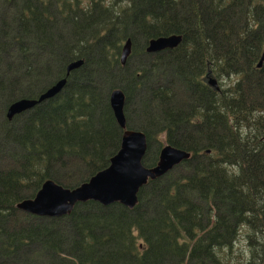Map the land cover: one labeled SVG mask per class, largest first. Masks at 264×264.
Masks as SVG:
<instances>
[{"label": "trees", "instance_id": "16d2710c", "mask_svg": "<svg viewBox=\"0 0 264 264\" xmlns=\"http://www.w3.org/2000/svg\"><path fill=\"white\" fill-rule=\"evenodd\" d=\"M171 34L181 35L176 48L145 52ZM263 52L259 0H0V264L39 256L29 241L6 245L34 226L76 242L78 264H264V143L251 140L264 135ZM207 69L231 80L222 94L200 82ZM63 78L57 95L6 119L12 102ZM114 89L125 95L127 128L145 134L144 167L157 163L162 141L190 159L148 181L132 209L87 201L59 218L16 210L46 180L73 189L108 166L122 133ZM213 107L252 112L237 133Z\"/></svg>", "mask_w": 264, "mask_h": 264}, {"label": "water", "instance_id": "95a60500", "mask_svg": "<svg viewBox=\"0 0 264 264\" xmlns=\"http://www.w3.org/2000/svg\"><path fill=\"white\" fill-rule=\"evenodd\" d=\"M181 42V35L171 34L159 36L148 41L146 53L153 54L163 50L176 48ZM130 53V40L127 39L121 49L120 63L123 65ZM264 55L258 60L259 68ZM81 60L72 61L65 68V75L78 69ZM65 78L49 87L37 99H20L12 102L6 109V119L27 111L36 104L57 95L63 88ZM215 79L209 83L215 86ZM217 88V87H216ZM124 102L123 93L114 89L109 95V105L114 118L124 129L125 122L122 114ZM146 142L143 133L138 131H124L118 151L110 158L105 169L92 175L87 181L73 189L63 188L50 180L42 183L39 190L30 199L17 202L16 210L40 218H59L70 213L77 203L87 201L97 202L102 206L118 203L132 209L137 204V194L148 181H154L166 175L183 161L190 159V153L175 147L163 146L160 149L157 163L152 167H144L141 163L145 154Z\"/></svg>", "mask_w": 264, "mask_h": 264}, {"label": "rangeland", "instance_id": "374dc122", "mask_svg": "<svg viewBox=\"0 0 264 264\" xmlns=\"http://www.w3.org/2000/svg\"><path fill=\"white\" fill-rule=\"evenodd\" d=\"M194 184L197 187V184ZM199 189L201 192L204 190L200 184L198 185V192ZM186 222H188V218H184L182 223L185 224ZM47 230L48 235L46 236L45 230L41 227L34 226L21 229L19 232L11 234L6 245L17 248L22 244L20 240H23L25 243L29 241L31 245L41 247L42 250L38 257L34 255L26 257L25 260L29 264H78L82 258V254L77 248L78 245H76V242L71 241V243L67 244L60 243V239L50 233V227ZM240 239L244 240V237L240 235L238 240ZM244 244L245 242L238 243V247L241 246L240 251L242 252L244 251Z\"/></svg>", "mask_w": 264, "mask_h": 264}, {"label": "flooded vegetation", "instance_id": "af4514ba", "mask_svg": "<svg viewBox=\"0 0 264 264\" xmlns=\"http://www.w3.org/2000/svg\"><path fill=\"white\" fill-rule=\"evenodd\" d=\"M263 26H264V0H259V29H263ZM131 46V45H130ZM147 47V46H146ZM146 49V48H145ZM146 52V51H145ZM264 53V52H263ZM130 54V53H129ZM128 58V57H127ZM261 58V57H260ZM127 60V59H126ZM126 62V61H125ZM121 64V63H120ZM125 64V63H124ZM123 64V65H124ZM122 65V64H121ZM122 65V66H123ZM264 66V59H263V61H262V63H261V65H260V67L259 68H257V69H261L262 67ZM209 79H215V86L214 85H211L210 83H209ZM201 81H203V83H205V84H207L210 88H212V90H213V92L214 93H216V94H222L223 92V89H225L226 87H228L232 82H231V80H225V81H221V80H219V79H217L212 73H211V71L209 70V69H207L206 71H205V73L203 74V76L200 78V82ZM261 86V84H259V87ZM217 87V88H216ZM260 89V88H259ZM257 95L258 96H261V95H264V93L263 92H261V91H258L257 92ZM123 96H124V102H123V106H122V114H123V118H124V122H125V127H124V129H120V127H119V129L121 130V132L123 133L124 131H138V130H132V129H128L127 128V126H126V118H125V111H124V109H125V95H124V93H123ZM257 104H259V100L257 101ZM216 110H218L219 111V115L216 113ZM212 111H213V115L215 116V117H217V118H219V119H221L222 120V122H223V125L227 128V127H232V129L234 130V131H236L237 133H241L242 131H243V129H242V127H241V122H243L245 119H246V117H247V114H251V112H252V109L250 110V109H248V108H245L244 109V112H243V115H233V116H231V115H228V114H224V115H221V114H223L224 112H225V109H222V108H215V107H213L212 108ZM259 114H264V107H263V109H261V110H259ZM210 115H211V113H210ZM118 125V124H117ZM138 132H141V131H138ZM122 133H121V137H122ZM141 133H143V132H141ZM143 135L145 136V134L143 133ZM253 142H256V143H258L259 144V142H263L264 143V135H261V136H259L258 135V137L257 138H255V139H251ZM121 142V141H120ZM145 142H146V137H145ZM146 146H147V144H146ZM163 146H171V147H174V146H172L168 141H162V145H161V148L163 147ZM160 148V149H161ZM176 148V147H175ZM179 149V148H178ZM181 150H183V149H181ZM146 151V150H145ZM185 151V150H184ZM207 152H206V154H209V153H213V155H209L208 157H209V159H211V160H216V159H219L220 158V156L219 155H216V154H214V152H213V150H211V149H208V150H206ZM188 152V151H187ZM190 153V157L192 156V153L191 152H189ZM258 158H261V159H264V154H260L259 155V157ZM262 161H264V160H262ZM261 175H263L264 176V171H262L261 172ZM53 182V181H52ZM55 183V182H54ZM55 184H57V183H55ZM57 185H59V184H57ZM59 186H61V187H63L62 185H59ZM64 188V187H63ZM37 218H40V217H37Z\"/></svg>", "mask_w": 264, "mask_h": 264}, {"label": "bare ground", "instance_id": "6f19581e", "mask_svg": "<svg viewBox=\"0 0 264 264\" xmlns=\"http://www.w3.org/2000/svg\"><path fill=\"white\" fill-rule=\"evenodd\" d=\"M121 92H122V90L121 89H119ZM123 93V92H122Z\"/></svg>", "mask_w": 264, "mask_h": 264}]
</instances>
